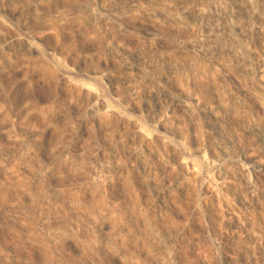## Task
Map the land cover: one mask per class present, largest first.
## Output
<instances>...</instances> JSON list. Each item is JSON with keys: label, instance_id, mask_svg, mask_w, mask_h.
I'll return each mask as SVG.
<instances>
[{"label": "rangeland", "instance_id": "1", "mask_svg": "<svg viewBox=\"0 0 264 264\" xmlns=\"http://www.w3.org/2000/svg\"><path fill=\"white\" fill-rule=\"evenodd\" d=\"M0 264H264V0H0Z\"/></svg>", "mask_w": 264, "mask_h": 264}]
</instances>
